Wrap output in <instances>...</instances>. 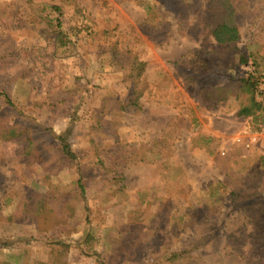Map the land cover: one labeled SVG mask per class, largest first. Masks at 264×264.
<instances>
[{
    "label": "rangeland",
    "instance_id": "1",
    "mask_svg": "<svg viewBox=\"0 0 264 264\" xmlns=\"http://www.w3.org/2000/svg\"><path fill=\"white\" fill-rule=\"evenodd\" d=\"M209 1L0 0V264H264V0L246 65Z\"/></svg>",
    "mask_w": 264,
    "mask_h": 264
},
{
    "label": "trees",
    "instance_id": "2",
    "mask_svg": "<svg viewBox=\"0 0 264 264\" xmlns=\"http://www.w3.org/2000/svg\"><path fill=\"white\" fill-rule=\"evenodd\" d=\"M51 9L60 17L62 15V9L58 6H52ZM200 14V12H199ZM237 7L233 0H210L206 11L202 15V24L209 30L212 37L219 44L220 47H225L226 49H232L235 53L241 55V63L246 65L247 59L242 54L238 44L241 42V35L236 20ZM58 28H62V23L58 22ZM62 33H60L61 35ZM62 36V35H61ZM144 64H137L138 74L143 73ZM246 79H240L238 82L241 83L244 90L250 94V101L248 105L243 106L239 115L244 118H253V121L256 123H261L264 117L262 114L261 117L258 112L264 113L263 101L257 99L260 96L259 93V78L256 73H249ZM138 102V101H137ZM136 101L133 102L135 106H138ZM64 154L71 160L74 161L75 154L72 152L69 145L65 144L63 147ZM78 186L80 189V194L82 197L85 196V186L82 181H78ZM180 253L175 254L176 258L180 257ZM100 262V261H99ZM9 264V263H5ZM100 264H105L101 262Z\"/></svg>",
    "mask_w": 264,
    "mask_h": 264
}]
</instances>
